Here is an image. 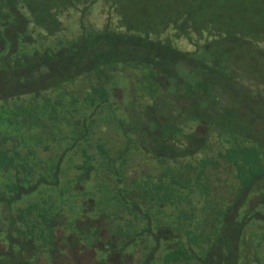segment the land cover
Here are the masks:
<instances>
[{
	"label": "trees",
	"instance_id": "16d2710c",
	"mask_svg": "<svg viewBox=\"0 0 264 264\" xmlns=\"http://www.w3.org/2000/svg\"><path fill=\"white\" fill-rule=\"evenodd\" d=\"M131 1L0 0V100L20 98L9 117L0 113L7 240L0 264H30L17 252L22 245L46 234L50 218L66 210L72 226L84 207L114 236V243L99 238L98 257L122 251L144 226L131 230L111 205L136 204L135 217H146L137 204L146 201L172 208L162 215L171 235L163 264H250L243 253L264 247V126H257L264 116L254 106L264 107V78L247 76L229 61L231 48H221L238 36L264 56V27L240 19L217 25L202 15L264 16V0H165L153 19L148 0H133L137 14L147 15L128 19ZM94 14L104 16L95 23ZM60 15L77 20V28L43 45L46 36L29 23L55 35L64 29ZM183 68L182 75L198 78L178 82ZM224 95L237 99L233 117L218 113L230 104ZM135 154L157 173L128 181ZM177 163L193 173L173 175ZM224 166L233 176L221 175ZM203 196L204 209L194 213Z\"/></svg>",
	"mask_w": 264,
	"mask_h": 264
},
{
	"label": "flooded vegetation",
	"instance_id": "af4514ba",
	"mask_svg": "<svg viewBox=\"0 0 264 264\" xmlns=\"http://www.w3.org/2000/svg\"><path fill=\"white\" fill-rule=\"evenodd\" d=\"M137 204L145 212L146 217H135L136 204L125 207L122 204L111 205L116 216L126 217L119 220L121 223H127L131 230H134L135 225L144 227L141 234L131 236L124 250L107 251L103 259L98 257L103 247L102 240L99 238L104 237L106 241L112 242L110 240L114 236L107 234L103 225L106 221L97 220L96 214L88 215L85 207L78 209L77 219L72 220V226L70 219L67 218L69 216L67 210L66 213L58 214L56 218H50L46 234H35V239L27 241L22 245L24 250L17 252L26 254L30 264H163V254L167 251L166 248L171 246L169 242L164 241L166 236H171L166 234L169 233V229L163 225L168 223L162 217L164 210L161 204L148 202H137ZM5 211L6 205L2 201L0 202V252L2 254L7 250ZM175 223L177 224V219ZM150 228L152 235L149 233ZM174 231L177 234V229ZM102 232H104L103 236ZM155 236H158V243ZM173 242L174 247L177 248V237ZM2 259L4 258L0 260Z\"/></svg>",
	"mask_w": 264,
	"mask_h": 264
},
{
	"label": "rangeland",
	"instance_id": "374dc122",
	"mask_svg": "<svg viewBox=\"0 0 264 264\" xmlns=\"http://www.w3.org/2000/svg\"><path fill=\"white\" fill-rule=\"evenodd\" d=\"M167 3L168 2H165V0H148V3L145 2V5L147 7L146 8L147 12L149 13V19H153L156 14H159L161 12V8L165 7ZM174 3H175V5H177V0H175ZM226 5L229 8L230 7L231 8H233V7L235 8V4H232V3L228 4L227 3ZM134 6H136V4H134L133 0H132L131 1V6H129L127 8V14H123V16L125 18L131 19V18H138V16H140V17L143 16L144 17L145 15H147V14H139V13L137 14V10H135L133 8ZM240 7L243 8L244 5L241 4ZM176 12H177V9H176ZM169 13H170V11H167L166 15H169ZM62 15H60L59 18L63 22L64 29L63 30L61 29L55 35H50V36L46 35V34L44 35V32L42 31V29L40 27L35 26L32 23H29V28H32L33 32L35 34L36 33H42L43 34L42 36H46V37H44L41 40L43 45H46V44L50 43L54 38L60 37V36L64 35V33H65L66 36H69L77 28V20L74 21V19L72 17H68V16H66V18L61 17ZM170 15H175V14H170ZM202 15H205V17H209V16L212 17L213 16L214 18H216L217 19L216 20L217 21V25H220V24L224 23L222 20L234 21L236 19H240V22H243V23H246V24L255 23L258 26L264 27V19H263L264 16H263V14H239V13H235V14H202ZM94 16L95 17H92L94 19L93 22L97 23L104 16V14H94ZM111 16L113 18H116L117 15L116 14H111ZM90 17H91V14H90ZM35 36H37V35H35ZM176 39L177 38H175V39L173 38V45L175 47L180 48L177 45V42L179 41V39H177V40ZM37 40H38V38H37ZM174 40H176V41L174 42ZM36 43L37 42H35L34 45H36L38 47L39 45H37ZM221 44H222L221 48H225L227 50L231 48L232 51L230 53V60L229 61L230 62L234 61V63L238 66V68L243 73L245 72V74L247 76H249V77L250 76L253 77L255 75V79L257 81H259V78H264V56L258 53V51L255 49V45H253V44L252 45H246L244 39L240 38L238 36H237V40L233 41L232 43H228V42L224 41ZM34 45H33V43H31V44L28 45V48H30V49L34 48ZM183 70H184V68L179 72V76L181 77V79L180 78H175L178 82L180 80H186V81H189V82L193 83L196 80V78H198V76H199L195 72H190L188 74L186 73L187 75H182L183 74ZM235 71L240 72L239 70H235ZM129 76L130 75H127L126 77L123 78L125 82H127L128 80H131ZM241 79H242V81L244 83H246V82L253 83L254 88H256V86L262 87V85H263L261 83L260 84H256V82L254 83L253 79H251V80H248L247 78H241ZM235 81L239 82L240 78L237 77V80H235ZM224 84H225V86L227 88H230L229 84H227L226 82ZM128 89L129 88H127V90ZM230 90H232V88H230ZM26 95L27 94L22 95L23 98L26 97ZM229 97L226 98L225 95H224L223 99L229 101L230 104L226 107V109H224V111L223 110H219L218 111V113H222L225 118L233 117V114L236 115L240 111L239 110L240 108L239 109L237 108L238 103H237L236 97H234L233 95H232V97L231 96H229ZM123 100H125V99H123ZM19 101H20V98L17 99V97H15L14 95H9L8 97L4 98L3 100L1 99L0 100V105H2V108H3V110L2 109L0 110L1 115L3 114V116L6 117V118L9 117L10 116V114H9L10 109H12L13 105H14L13 103L14 102H19ZM227 101H225V102H227ZM3 104H7V108L6 109L4 108ZM254 106L255 107L257 106V108L261 110V112L258 111L257 114H259L260 117H263L264 116V107L261 106V105H256V104H254ZM234 111L235 112L237 111L236 114H235ZM244 111H248V109H245ZM245 115L248 116L249 114H245ZM257 126H258V128L259 127H263L264 126V121H259ZM199 129L203 130L204 128L201 127ZM202 130H200V131H202ZM260 136L263 137L262 135H260ZM213 139H216V138H210L211 144H214ZM131 159H132L131 160V165H130V167H128V169H127L128 172L126 173L127 177L129 176L128 177L129 178L128 181L134 179V176H136V177H138L140 175H145L146 176V173H148V172L156 174L157 171L159 170L158 167H155V166L154 167H150L151 164L148 165V163L145 162L146 160H144L139 155L136 156V154H135ZM147 160H149V159H147ZM139 168H145V169H143V171H142ZM222 171H223L221 173L222 176L231 177L234 174L233 171L228 172L226 174L225 173V171H226V167L225 166L223 167ZM187 173L191 174L193 172L187 171L186 169H184L182 167V165H179L177 163V169H176L175 173L173 172V175H175L177 177H181L182 174H187ZM104 183L107 184V182H104ZM146 188H147V191H149L148 187H146ZM214 195L208 196L209 197V200H208L209 202H210V198L211 197L216 198V196H214ZM191 196H192L193 200L197 199L196 194L194 196L193 195H191ZM208 197L203 196V198L201 199L202 206H199L200 204L197 205L195 203L196 210L194 211V213H196L197 210L200 209L199 207H203V205L205 204V203H203L204 202L203 199H206ZM173 199H175V197ZM208 201L206 200L207 205L209 203ZM146 202H148V201H146ZM161 202L166 204V202H164V201H161ZM213 202L214 201L210 202L211 203L210 207H212ZM148 203H150V202H148ZM154 204H156V203H154ZM192 205H194V204H192ZM204 207H203V209H204ZM213 207H214V205H213ZM166 209L169 210V209H172V208L168 207L167 205L162 206V210L166 211ZM173 223H174V225H176L175 220H174ZM245 254L246 253H243V256L248 258L250 264H264V247L261 248L259 251L257 250V252H255L253 249H249V252H248L247 256H245ZM247 258H245V259H247Z\"/></svg>",
	"mask_w": 264,
	"mask_h": 264
}]
</instances>
